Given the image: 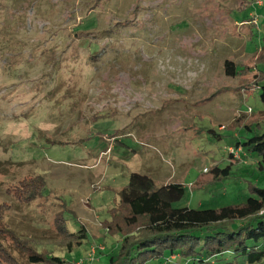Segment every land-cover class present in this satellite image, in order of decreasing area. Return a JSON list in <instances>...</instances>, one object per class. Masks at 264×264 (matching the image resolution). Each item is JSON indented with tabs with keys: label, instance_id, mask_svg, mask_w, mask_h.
I'll return each instance as SVG.
<instances>
[{
	"label": "rangeland",
	"instance_id": "1",
	"mask_svg": "<svg viewBox=\"0 0 264 264\" xmlns=\"http://www.w3.org/2000/svg\"><path fill=\"white\" fill-rule=\"evenodd\" d=\"M263 36L264 0H0V202L12 226L71 264L91 249L85 263L107 264L120 237L101 224L130 172L182 183L174 207L244 201L264 171L231 153L243 134L230 125L264 111L223 61L254 70ZM232 160L230 176L192 186ZM27 176L41 197L20 203L5 189ZM57 213L86 230L72 251L56 244Z\"/></svg>",
	"mask_w": 264,
	"mask_h": 264
},
{
	"label": "trees",
	"instance_id": "2",
	"mask_svg": "<svg viewBox=\"0 0 264 264\" xmlns=\"http://www.w3.org/2000/svg\"><path fill=\"white\" fill-rule=\"evenodd\" d=\"M256 53L254 70L244 65L237 71L236 63L229 58L223 61V69L228 76L241 71L245 74L237 88L242 92L257 90L264 111V45ZM243 118L240 115L230 125L243 134L232 144L256 159L254 166L262 173L263 117L253 112L249 121ZM210 132L220 137L216 131ZM232 164L233 160L224 167L212 164L198 174L192 186H206L230 176ZM247 189L250 196L237 203L215 208L174 207L172 204L184 194L182 183L157 185L145 173L130 172L109 210V219L101 224L107 234L120 237L118 249L110 252L107 264H173L166 261L173 255L176 264H264V185L247 181ZM5 190L21 203L41 197L42 181L27 176ZM10 208V203L0 202V264H71L45 246L37 248L34 239L22 236L8 219ZM51 229L57 234L56 244L67 251L79 247L86 237L83 226L72 232L59 214Z\"/></svg>",
	"mask_w": 264,
	"mask_h": 264
},
{
	"label": "built area",
	"instance_id": "3",
	"mask_svg": "<svg viewBox=\"0 0 264 264\" xmlns=\"http://www.w3.org/2000/svg\"><path fill=\"white\" fill-rule=\"evenodd\" d=\"M233 148H234L233 150L231 149V153H234V154H236V152L240 150V147H237V148L233 147ZM95 253L96 251H94V249H91L90 252L87 254V258H86L87 261H83L82 264L85 262L91 263L94 260ZM78 264H81V262H78Z\"/></svg>",
	"mask_w": 264,
	"mask_h": 264
},
{
	"label": "crops",
	"instance_id": "4",
	"mask_svg": "<svg viewBox=\"0 0 264 264\" xmlns=\"http://www.w3.org/2000/svg\"><path fill=\"white\" fill-rule=\"evenodd\" d=\"M248 157H250V156H248ZM255 161H256V159H254Z\"/></svg>",
	"mask_w": 264,
	"mask_h": 264
}]
</instances>
